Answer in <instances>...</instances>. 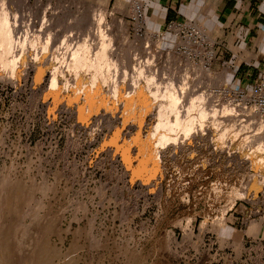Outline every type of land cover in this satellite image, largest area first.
<instances>
[{
	"label": "rangeland",
	"instance_id": "rangeland-1",
	"mask_svg": "<svg viewBox=\"0 0 264 264\" xmlns=\"http://www.w3.org/2000/svg\"><path fill=\"white\" fill-rule=\"evenodd\" d=\"M102 4L0 0L17 26L8 54L15 69L0 71V199L9 179L20 194L3 223L12 229L11 264L27 256L30 264H264V148L257 149L264 143L256 138L264 136V117L242 104L234 73L211 84L197 70L201 64L220 75L231 68L227 59L210 67L206 57H183L178 48L187 44L175 46L166 26L154 28L146 14L134 22L117 5H104L101 19ZM81 11L94 30L77 29ZM83 38L91 58L108 53L101 66L111 78L94 93L78 90L83 69L68 67L69 50ZM13 69V79L3 77ZM53 70L62 71L56 87ZM172 93L183 118L188 109L209 113L162 144L152 132Z\"/></svg>",
	"mask_w": 264,
	"mask_h": 264
},
{
	"label": "bare ground",
	"instance_id": "bare-ground-1",
	"mask_svg": "<svg viewBox=\"0 0 264 264\" xmlns=\"http://www.w3.org/2000/svg\"><path fill=\"white\" fill-rule=\"evenodd\" d=\"M11 6V5H10ZM103 7H98L97 8V11H98V13L96 12V15L97 14H99L100 16V18L102 19V16L105 14V7H104V5H102ZM82 8V7H81ZM86 8H88V7H86ZM95 9V8H94ZM0 71L1 70H3V68H5L6 67V69H7V66H12L13 68L15 67L14 66V63H15V57L14 58H12L11 59V57H9L8 56V54L9 53H11L12 52V49L11 48H13V46H14V42H15V39H14V31H15V29H16V25H14L12 22H11V20H10V12L9 11H7L6 9H3V11H2V9L0 8ZM15 11V10H14ZM53 11V10H52ZM96 11V10H95ZM86 12V11H85ZM88 12V11H87ZM89 12H90V10H89ZM126 12H132V10L130 9V10H128V11H126ZM98 16V15H97ZM88 15L86 16L85 15V13L84 12H80V15H78L77 16V21H78V23H77V29H87L88 31H92V29L94 30V25L96 24V23H94L93 22V20L92 21H89L88 20ZM99 17H97V18H99ZM43 18V17H42ZM50 18V17H49ZM90 18V17H89ZM76 21V22H77ZM99 21H100V19H99ZM91 22V23H90ZM118 24H119V29H120V31H123L124 33L127 31V25H125V23H124V21H119L118 22ZM26 25H27V23H26ZM97 25H98V23H97ZM100 26V25H99ZM98 29V28H97ZM19 30H21V29H19ZM17 31H18V28H17ZM27 34V33H26ZM153 34V33H152ZM154 36H155V34H154ZM32 37V36H31ZM84 37V36H83ZM91 37V36H90ZM147 37H149V36H147ZM153 37V36H152ZM159 37V36H158ZM82 38V37H81ZM88 38V37H87ZM93 38V37H92ZM92 38H91V40H92ZM99 38V37H98ZM98 38H95V39H98ZM100 38H101V36H100ZM137 38V37H136ZM66 39V38H65ZM94 39V38H93ZM94 39V40H95ZM139 39V38H138ZM32 40V39H31ZM103 41H101L100 42V39H99V41L97 40L96 42L97 43H99L100 42V45H105V44H107L106 43V39H102ZM127 40H128V38H127ZM148 40H152V39H141V42L142 43H145L146 41H148ZM173 44H175V46H177V45H181V42L176 38V37H174L173 38ZM93 42V41H92ZM91 42L89 41V43H88V40L86 39H81V40H79V43L77 44V45H75V47L77 46V48H75V50H69L70 51V53L71 54H69V52H68V54L70 55V62H68L69 63V66L68 67H70V68H73V69H79L80 68V71H81V69H85L84 70V72H79V73H76V75H77V79H78V82H77V89L78 90H81V89H85V88H87L88 89V91H89V89H91V91H93L92 93H94L97 89H98V86L99 85H102V83H104V82H106L109 78H111L110 76H109V73L108 74H104L103 73V70H102V66H101V64L105 61L106 62V60H107V54L108 53H105L106 51H105V49L103 50V51H105V52H103V51H99V52H96V53H94L95 54V58L93 57V58H91L92 56H88L87 54H88V52H89V47H91V45H89ZM149 43V42H148ZM74 44V43H73ZM94 44V46H95V42L93 43ZM96 45H99V44H96ZM18 46V45H17ZM70 46V45H69ZM73 46V45H72ZM3 47H5V50L3 49H1V48H3ZM55 47V46H54ZM97 47V49H99L98 47H100V46H96ZM186 47H188V49H189V45L187 44L186 45ZM74 48V47H73ZM105 48V47H104ZM47 49V48H46ZM72 49V48H71ZM179 49V48H178ZM94 50V49H93ZM95 50H96V48H95ZM95 50H94V52H95ZM102 50V49H101ZM108 50V49H107ZM179 51V50H178ZM147 52V51H146ZM149 52V51H148ZM180 52V54L183 56V57H185L186 56V58H192L193 56L192 55H194L195 56V54H193V51H179ZM89 54H90V52H89ZM93 54V55H94ZM113 54V53H112ZM92 55V54H91ZM111 56V55H110ZM179 57V59H181V56H178ZM182 57V58H183ZM20 58H23V57H20ZM67 58V57H66ZM108 58H109V56H108ZM19 59V58H18ZM68 59V58H67ZM146 61H147V59H146ZM203 61V59H201V62ZM31 62V61H30ZM46 63V62H45ZM148 63V62H147ZM44 64V63H43ZM40 65V66H38V70H37V72H38V75H37V77L38 78H40L41 76H42V74L44 73V66L45 65ZM149 64V63H148ZM195 64H193V66H194ZM198 65V64H197ZM149 66V65H148ZM197 67V66H196ZM70 68H68V69H70ZM141 68H143V67H141ZM141 68H140V71H138V74H139V76H141L142 74H143V71L141 70ZM15 69V68H14ZM14 69L12 70V72H11V74H6V73H4V74H2L3 75V77L4 78H9V79H13V77H15V76H13L14 75V73H15V71H14ZM77 69V71H79ZM231 69V68H230ZM229 69V67L228 68H226V70L225 71H223L222 73H220V75H218V74H215V73H213L212 71H209V70H205L204 69V67L200 64L199 65V67L197 68V70H198V72L199 73H201V74H203V75H205V76H201V77H203V78H207V79H205V80H208V81H210L209 83H211V84H217V83H222L223 82V80H224V78H226L227 76H229L228 74L230 73V75L231 74H233L234 73V71H232V69L230 70ZM4 71V70H3ZM74 71V70H73ZM47 73V72H46ZM62 74V71H59V70H53L52 71V77H51V86L52 87H56V85H57V83H58V79H59V77H60V75ZM2 78V77H1ZM90 79V81H89V83H87V80H85V79ZM225 81V80H224ZM87 86H89V88L87 87ZM115 87H117V86H115ZM97 88V89H96ZM140 88V87H139ZM172 88V87H171ZM172 90V89H171ZM82 91V90H81ZM227 91V90H226ZM90 92V91H89ZM228 92V91H227ZM226 92V93H227ZM167 93V92H166ZM55 94V93H54ZM89 94H91V93H89ZM165 95V94H164ZM203 95H205V94H203ZM203 95H200L199 97L200 98H205ZM228 95V94H227ZM150 96V95H149ZM148 96V97H149ZM166 96V95H165ZM168 96V95H167ZM170 96L171 97H169V100H170V102H169V104H168V106H166V105H163V104H161L160 105V107H159V113H157L158 114V123H157V125H155L154 127H153V132H152V135L153 136H159V138H160V141H161V143L162 144H167L168 142L170 143H172V141L174 142V141H177V137H178V135H179V133L181 132V131H183V132H185V133H189L191 130H192V128L194 127V125H195V122H196V120H198L199 121V123L200 124H203V121H204V119L206 118V117H208V110H207V108H204V107H200L201 109H198L199 110V112L197 113V115H193V114H191L190 113V110L188 109V113H187V115H185V113H184V117L185 118H183L182 117V115L180 114V112L181 111H179V108H178V106H177V103H179V96L176 94V93H172V94H170ZM212 96V95H211ZM88 98H87V102L89 103L91 100H92V97H94L93 95H90V96H87ZM163 97V96H162ZM165 98V97H164ZM171 98V99H170ZM190 98H192V97H190ZM211 98V97H210ZM168 99V98H167ZM152 100V99H151ZM211 100H212V98H211ZM167 101V100H166ZM150 102V101H149ZM209 102H211V101H209ZM90 103H92V102H90ZM122 103V102H121ZM145 103H146V106H147V104H149L148 103V100H145ZM212 103V102H211ZM94 105V104H93ZM92 106V105H91ZM132 107V106H131ZM133 107H135V106H133ZM132 107V108H133ZM130 108V107H129ZM130 109V110H133V109H135V108H133V109ZM192 108H194V105L193 104H191V106H190V109H192ZM244 108H246V107H244ZM169 110V111H171V112H173L174 114H175V119L174 120H172V119H170V117L168 116V114H167V111ZM224 110H225V108H224ZM229 110H232L233 111V109L232 108H229ZM228 110V108H227V111L228 112H230ZM193 111H195V110H193ZM197 111V110H196ZM213 113H214V115H215V113L217 112L215 109H213V110H211ZM216 111V112H215ZM246 111V110H245ZM187 112V111H186ZM228 112H226V113H228ZM173 113H171V114H173ZM192 113H194V112H192ZM196 113V112H195ZM225 113V114H226ZM231 113V112H230ZM230 113H228V115L226 116V120L229 122V123H231L232 121H234L233 120V112L230 114ZM231 115V116H230ZM212 116V115H211ZM216 116V115H215ZM225 117V116H224ZM216 118V117H215ZM221 118V117H220ZM219 118V119H220ZM217 119H218V117H217ZM237 119V118H236ZM221 120H224V119H221ZM220 121V120H219ZM226 121V122H227ZM231 121V122H230ZM214 123H213V125L215 126V125H217V129H218V126H219V122L217 121V120H215V121H213ZM223 122H225V121H223ZM236 123V122H235ZM220 124H222V123H220ZM227 125H231V124H227ZM234 126V125H233ZM215 128V127H214ZM220 128V127H219ZM233 128V127H232ZM163 129V132H161V130ZM217 129H215V130H217ZM234 129V128H233ZM220 130V129H219ZM161 132V133H160ZM218 132V131H217ZM219 133V132H218ZM215 134V133H214ZM220 134V133H219ZM221 136H222V134H220ZM152 136V137H153ZM254 136V135H253ZM261 137L262 135H257L256 136V138H258L257 140L258 141H263V143H264V136L263 137H261V138H259V137ZM255 137V136H254ZM256 138H255V140H256ZM253 140V139H252ZM159 142V141H158ZM243 143V142H242ZM176 144V143H175ZM260 144V143H259ZM262 144V143H261ZM262 145H264V144H262ZM264 147L263 146H260V147H258L257 149L258 150H262ZM256 151V150H255ZM254 153V152H253ZM254 157V156H253ZM157 160H158V158H157ZM260 160H261V158H260ZM264 160V159H263ZM255 162V161H254ZM261 162V161H260ZM256 163V162H255ZM7 182H6V185H5V187L3 188V191H2V193H1V199H0V261H2V264H11V261H10V257H9V249L11 250V246H10V242H8L9 240H8V238H9V235H10V230L12 231V229H9L8 230V227L6 226V227H4V225L5 224H3L4 223V220H6L7 219V217H8V213H9V211H11L12 210V207H13V202L15 201H12L13 200V198H20V194L19 195H17V193L16 194H14V189H16V187L14 186V183H12V181L9 179V180H6ZM23 181V180H22ZM14 191V192H13ZM23 197V196H22ZM18 200V199H17ZM16 208H17V206H16ZM17 209H19V208H17ZM17 209H15V210H17ZM18 211H20V210H18ZM17 211V212H18ZM22 213V212H21ZM10 223V222H9ZM46 224V223H45ZM13 226V225H12ZM14 227V226H13ZM50 230V229H49ZM46 235V234H45ZM11 236V235H10ZM14 237V236H13ZM10 239H12V238H10ZM8 240V241H7ZM47 240V239H46ZM10 243V244H9ZM14 243H15V241H14ZM12 246H13V244H12ZM14 247V246H13ZM40 249V248H39ZM17 250V249H16ZM15 255V254H14ZM33 257V256H32ZM30 261H31V257H29V256H27V258H24L23 259V261H22V263L21 264H30ZM42 262V261H41ZM49 262V261H48ZM52 262V261H51ZM43 263V262H42ZM47 263V262H46ZM53 263V262H52ZM41 264V263H40ZM44 264V263H43ZM48 264V263H47Z\"/></svg>",
	"mask_w": 264,
	"mask_h": 264
},
{
	"label": "crops",
	"instance_id": "crops-1",
	"mask_svg": "<svg viewBox=\"0 0 264 264\" xmlns=\"http://www.w3.org/2000/svg\"><path fill=\"white\" fill-rule=\"evenodd\" d=\"M132 10L144 6L147 18L162 29L170 20L194 21L214 36L217 61L234 71L233 85L250 89L264 76V0H99ZM131 12H129L130 16ZM128 16V17H129Z\"/></svg>",
	"mask_w": 264,
	"mask_h": 264
},
{
	"label": "built area",
	"instance_id": "built-area-1",
	"mask_svg": "<svg viewBox=\"0 0 264 264\" xmlns=\"http://www.w3.org/2000/svg\"><path fill=\"white\" fill-rule=\"evenodd\" d=\"M131 20L134 22L144 21L145 10L144 6L135 2L132 6V12L130 14ZM167 29L174 33L177 39L189 45L188 47L180 46L181 51H193L192 55L195 59L199 60L202 56L208 59L209 66L212 67V62L217 61V53L215 51V47L213 45L210 46L205 42L207 38L206 31L197 25L194 21L185 20V21H177L170 20L167 25ZM206 45V46H204ZM202 46L203 49L201 51L196 50L194 47ZM195 49V50H194ZM206 49V51H204ZM224 63H227L225 61ZM239 99L244 104V106H250L252 111H254L257 115H261L264 117V76L257 79L250 89L240 88L238 91Z\"/></svg>",
	"mask_w": 264,
	"mask_h": 264
}]
</instances>
